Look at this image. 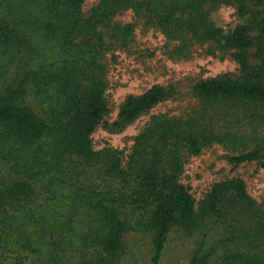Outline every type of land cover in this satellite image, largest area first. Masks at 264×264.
Listing matches in <instances>:
<instances>
[{
    "label": "trees",
    "instance_id": "1",
    "mask_svg": "<svg viewBox=\"0 0 264 264\" xmlns=\"http://www.w3.org/2000/svg\"><path fill=\"white\" fill-rule=\"evenodd\" d=\"M0 0V264H160L171 238H191L188 264H264V206L241 178L200 201L186 162L221 146L237 167L264 164V0ZM247 18L224 33L212 14ZM128 10L186 57L230 55L239 74L193 80L194 104L152 115L129 154L95 148L104 125L124 131L183 95L181 83L129 95L109 122L108 54L135 42Z\"/></svg>",
    "mask_w": 264,
    "mask_h": 264
},
{
    "label": "rangeland",
    "instance_id": "2",
    "mask_svg": "<svg viewBox=\"0 0 264 264\" xmlns=\"http://www.w3.org/2000/svg\"><path fill=\"white\" fill-rule=\"evenodd\" d=\"M97 3L98 0H85V14H89ZM117 20L135 26V42L129 49L108 54L107 99L111 108L108 121L117 119L127 96L141 95L154 85L181 83L183 93L178 99L157 106L124 131L109 130L104 125L98 127L94 134L95 148L113 146L129 154L134 138L152 115L179 116L195 103L188 95L193 80L215 78L222 74L238 75L239 66L230 55H222L209 44L193 47L184 58L174 55L173 42L158 29L145 27L143 18L133 10L126 11ZM212 20L224 33H228L244 24L247 18L242 17L236 7L224 6L212 14ZM226 154L221 146L216 145L187 160L182 182L190 187L197 205L215 183L241 178L246 182L250 196L264 206V164L254 162L235 167L227 162ZM194 247L191 238H171L160 264H188ZM138 258L137 264H152L151 254L147 251Z\"/></svg>",
    "mask_w": 264,
    "mask_h": 264
}]
</instances>
